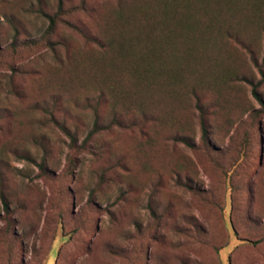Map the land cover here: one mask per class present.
<instances>
[{
  "label": "rangeland",
  "instance_id": "374dc122",
  "mask_svg": "<svg viewBox=\"0 0 264 264\" xmlns=\"http://www.w3.org/2000/svg\"><path fill=\"white\" fill-rule=\"evenodd\" d=\"M144 2L0 0V264H264V28L148 80Z\"/></svg>",
  "mask_w": 264,
  "mask_h": 264
},
{
  "label": "trees",
  "instance_id": "16d2710c",
  "mask_svg": "<svg viewBox=\"0 0 264 264\" xmlns=\"http://www.w3.org/2000/svg\"><path fill=\"white\" fill-rule=\"evenodd\" d=\"M157 1L164 9L159 13L156 11L157 5L154 0H145L146 3L144 2L142 6H136L140 13L147 18L150 17L154 22V27L146 33H134L133 36L123 37L108 34L105 41L93 38L100 47L118 52L124 57V61L133 59L131 71L140 77H147L148 80L157 81L164 78L169 82H181V69L185 68L182 62L206 57L204 49L212 44L215 31L226 37H236L235 39L242 43L245 49L253 53L246 41L239 39L244 37L243 34L247 31L243 25L251 24L253 19L261 28V32L264 28V0ZM210 3L213 4L212 7ZM62 6L60 0L61 9ZM246 9L251 15L248 12L245 14ZM49 17L52 22L55 21V18ZM203 24L206 25L202 27ZM198 30L200 32H197ZM255 63L264 78V67L256 59ZM254 94L263 102L256 87ZM206 128V124H203L205 133ZM74 141L73 139V143Z\"/></svg>",
  "mask_w": 264,
  "mask_h": 264
}]
</instances>
